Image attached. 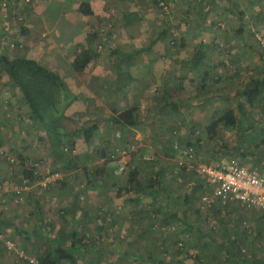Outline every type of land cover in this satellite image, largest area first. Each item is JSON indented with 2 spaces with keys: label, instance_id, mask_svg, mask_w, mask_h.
<instances>
[{
  "label": "rangeland",
  "instance_id": "obj_1",
  "mask_svg": "<svg viewBox=\"0 0 264 264\" xmlns=\"http://www.w3.org/2000/svg\"><path fill=\"white\" fill-rule=\"evenodd\" d=\"M57 1L61 2L60 7L65 8L62 14L64 17L75 10L77 2L82 0H12V3H8L6 10L10 17H4L5 20L0 23L8 35L3 36L5 39L0 44V50L10 56L24 55L47 65L60 76L65 86L77 89L75 93L68 89L66 97L62 99L65 100L63 106L59 105V115L70 119L64 125L66 132L74 131L75 144L73 148L67 144L63 150H59L54 160L56 166L49 164L47 167L48 160L42 154L46 147L39 140L44 133L40 122L32 117L29 110L26 111L20 92L0 75V147L16 159L15 168L20 169L23 159L29 158L40 160L44 171L61 169L63 159L74 156L75 164L83 174L84 168L96 171L102 163L109 173L105 182L99 184L107 187V191L100 194L102 200L111 197L117 199V187L120 182L124 183L127 173H113L115 163L109 159V153L116 146L133 141L138 145L135 152L138 163L142 162L145 155L156 160L158 168L165 167L164 179L171 193L168 196L163 194L160 200L161 203L165 201L170 204L167 212L171 213L170 222L167 218L165 221L163 218L162 221H156L153 231L158 229V233L155 232L160 237L158 239L170 234L171 239L165 245L163 243V246L168 247V255L165 257L169 263L244 264V261H239L226 250L232 245V236L227 232L236 228V225H240L241 232L243 229L248 234L244 235L241 248L248 252L254 249L262 256L264 211L231 208L232 212L227 218L221 215L222 219H226L225 225H222L212 212L201 211L197 205L199 197L211 188L206 183V177L199 174L196 168L201 162L215 164L222 160H235L247 167L244 162L251 165L252 161H243L242 152L258 143L259 137H264V87L261 99L252 105L240 94L251 76L261 78L264 74V58L259 54L264 48L261 43L264 35L260 30L264 27V0H87L94 9L93 13L83 15L77 26L89 23L87 32L97 36L94 40L86 36L79 44L75 43L72 55L69 54L70 38L66 37L65 32H62L65 36L60 33L59 38L54 35L62 26L57 27V12L60 9ZM35 6L41 10L47 8L44 13L47 27L42 23L40 26L43 27L36 34L37 39L31 40L24 37L21 27L28 23ZM130 11L137 12L139 18L126 22L125 13ZM60 23L63 24L62 21ZM238 28L241 32H238ZM201 53L204 56L196 62ZM136 65L139 68H134ZM205 71L208 75L204 77ZM81 88H148L149 91L143 95L144 101L139 102L135 97L133 102L139 108L141 122L137 130L140 136L128 139L122 133L123 139H115L113 135L118 136L120 132L110 118L113 109H98L89 102L85 103V91ZM134 92L133 89L132 94ZM211 94L214 95L212 100L203 99ZM166 98L178 102L175 114L164 105ZM69 101L70 106H65ZM239 105H242L245 114L240 112ZM225 108L233 109L241 117V124L238 123V118L235 126L218 127L214 133H210L207 125L211 122V117ZM244 120L252 126L251 133L255 138L248 139L249 136L243 132ZM92 124H97L99 129L88 142H84L75 129ZM187 142L198 144L195 159H182L185 166L192 167L193 171H181L178 168V153L170 151V146L175 143L180 147ZM256 151L260 164L251 169L264 174V143ZM101 152L106 156H102ZM133 164L135 162L131 161V165ZM149 165H139L140 175H145L146 170H152ZM69 175H72V179ZM61 176V180L70 187L45 191L36 186V183L33 190L22 193L16 201L13 186L18 180L11 174L5 158L0 155V207L7 213L15 212L18 218L28 206L31 208L33 201L51 194L56 193L62 199L73 193L86 196V192H93L85 184V180L77 179L64 171ZM100 177L102 176L93 178L97 179L95 185L100 182ZM61 180L55 184L59 185ZM53 186L54 184H50V188ZM191 189L194 193L189 200L190 208L188 213L182 214L185 203L183 196ZM79 190L84 192L81 194ZM99 190L96 189L97 196ZM171 207H175V211ZM116 209L120 210L118 207ZM176 211L185 217L186 226L178 219ZM138 212L139 209L136 213ZM261 213L262 229L261 233L258 232L260 235L256 236L254 232L257 230H253L257 229L256 218ZM237 217L240 218L239 221ZM136 225L140 226L137 222ZM199 230L202 231L201 235ZM179 238L184 243H174L173 240ZM8 239L11 240V237ZM33 242H36V238L30 239V246ZM17 246L26 255L37 256L20 243ZM177 251H182V257L178 256ZM155 256L160 258L162 254L156 252ZM13 261H16L14 255L7 253L5 264Z\"/></svg>",
  "mask_w": 264,
  "mask_h": 264
},
{
  "label": "trees",
  "instance_id": "obj_2",
  "mask_svg": "<svg viewBox=\"0 0 264 264\" xmlns=\"http://www.w3.org/2000/svg\"><path fill=\"white\" fill-rule=\"evenodd\" d=\"M2 1H4V5ZM161 1L167 2L166 0ZM8 3H12V0H1V6L5 9ZM78 10L84 15H91L93 13L91 5L87 0H82L80 2ZM138 18L139 15L137 12L130 11L125 13L126 22H131ZM60 21L63 22V20H59L58 22ZM82 25L84 29H86V23H83ZM23 28L24 27H22V32L25 33L26 30H23ZM79 31H81L82 34L83 31L86 33L87 29L83 30L82 28H80ZM239 31L241 32L240 28H238V32ZM85 33H83L84 36ZM1 35H8V32L1 28ZM86 36H89L90 40H94L97 34H91L87 32ZM4 39L5 38L2 37V40ZM113 51L114 53L116 52V50ZM259 54L264 58V48L261 49V52ZM203 56L204 54L201 53L197 57L196 62H198L199 58ZM134 68H139V66L136 65ZM0 72H3L7 75L9 84L15 87L20 92L23 102L28 107L30 113L32 114V117L40 122L41 127L44 130L43 140L45 141L46 145L54 151V154L56 155L59 150H63L67 144H70L73 148L75 144L73 134L74 131L72 133H69L68 131L66 132V125H64L65 121L70 119L66 118L65 116L63 117L59 115V105L61 104L62 99H64V97H66L67 95V90L65 88H68L67 86H65V83L62 81L60 76L47 65L41 64L32 58H27L24 55L10 56L3 50H0ZM263 87L264 76L261 78H256L253 75L244 84L240 94H243L246 98V102L252 105L256 100L261 99ZM211 96L212 95H208L203 98L209 99V97ZM262 101L264 102V98H262ZM70 102L71 101L67 102L65 106H68ZM164 105L170 108V110L174 114L178 109V102L176 100L166 98L164 100ZM239 109H241V113L245 114L244 109H242V105H239ZM238 117L239 116L234 112L233 109L225 108L222 111L215 113V115L211 117V122L209 123V125H207V129L210 133H214L218 127H233L238 122ZM111 121L112 124L116 125L136 127L141 122L139 108L133 105L124 109H113V116L111 117ZM243 122H245V120ZM97 129L98 125L92 124L88 126H81L79 128H76L75 130L78 131L84 142H88L89 139L93 137V133ZM243 132L249 136L248 139H253L256 137L251 133L252 126L247 124V122L244 123ZM258 139V143H256L249 150H244L241 154L243 161L251 159L252 164H247V168L249 169H251L253 166L259 167L260 164V158H258L256 150L257 148H259L261 143H264V137H259ZM130 143H133V141H130L125 145L116 146L115 148L125 147ZM189 145H192L197 151L198 144L194 142H187L185 145H182L180 147ZM115 148H113L112 151H114ZM170 151L173 153L176 152V150L173 148V145L170 146ZM101 155L106 156L104 152H101ZM19 157L21 156L19 155ZM136 157L137 155L134 152L131 157L132 161H134ZM63 161L64 162L61 169L53 168L48 169L47 171L42 170L40 173H35L33 168H27L24 167L23 164H21L20 169L14 167L12 170H10V172L18 180L15 183L21 184L23 182H26L30 186L28 191H31L33 190V185L42 180L46 173L57 171L61 174V172L64 171L65 173L67 171L68 165L69 167H71V169L77 167V164H75L74 156H68L67 158L63 159ZM141 163H138L137 161L138 167L133 164V168H129L125 172L127 174L124 173V183L123 185L118 186L116 190V194L118 195V197L124 198L125 200H131V202L133 201L134 204L139 207V212L135 213L134 215H144L147 213L149 217V220L143 221L144 224H141L142 220H136L137 224L139 223L140 226L136 225V222H133V220H131V224H134L130 229V233H127L128 237L126 236V234L122 236V232H118L117 234L119 235H117L114 229L111 230L112 232L109 230L106 236L104 234H102V236H100L99 234V236H95L93 234L98 233V231L93 232L94 230L90 229L89 226H85L83 222L75 223L72 220L71 216L61 214V212H65V210H57V214L59 216L58 226L53 230L48 229L49 233H54H52L51 235H41L40 228L33 230V237H36L35 235H37L38 239L43 242V246H40L38 244L35 245L34 243L30 246L29 242L33 237L28 235V232L26 230L17 229L15 227L16 222H11L6 218L4 219V217H0V234L2 236L0 237V264H5V262H7V253L13 254L16 258V261H13L10 264H30L28 260L20 258L13 250H9L4 246L5 244L3 240L8 239V237H11V240L15 243L16 246L20 243L22 247H24L27 251L30 250L33 253L35 252L37 255L36 258L39 260L40 264H169L167 261L165 262V259H159L158 262H155V260L152 258V251L150 252L148 250L150 248L149 242L160 238L155 235V232H157L158 229L156 231H153L154 228H156V221H162V218L165 221L167 215L166 209L167 207L170 209V204L164 205L160 200V197L163 194L168 196L171 193L170 188L167 186L164 179L165 167L163 166V168H158V163L153 158L149 160L143 158ZM143 164L147 166L151 164L149 166H151L152 170H146L145 175H140L141 168H139V165ZM178 168H180L181 171L194 170L192 167L185 165H178ZM101 169H106L105 164H99L96 171H87L86 168L83 169V174L85 176L84 180L87 186L92 184L91 180H93V178L97 176L98 171H100ZM73 176L77 177L75 172L73 173ZM69 178L72 179V175H69ZM56 183H59V180ZM61 183L66 185L65 181H62ZM93 185L94 184H92V186ZM36 186L41 189L43 188L45 191L50 189V184L45 187H42L39 184H36ZM188 191L189 192L185 194L187 198L185 197L183 201L185 203L183 205L182 214L188 213V208H190V206H188L189 200L193 195L192 193H194L192 192V189ZM82 192L84 191L79 190V193L82 194ZM36 201L37 200H35V202ZM142 201H144V204L142 203ZM235 207L239 210H245L238 203L228 202L225 205H220V207L219 205H216L210 208L208 211L212 212V214L216 216L218 221L220 220V223L222 225H225V218H227L228 214L232 212L231 208ZM173 208L171 207V210L175 211V207ZM0 209L4 211L2 207ZM250 210L264 211V209ZM177 213L178 211H176V216L178 217V219L181 220L182 223L186 226L185 217ZM222 214L226 216L223 219L221 218ZM262 214L263 213H261L259 217L256 218L257 225L255 226L257 229L253 228V231L257 230L254 232L256 236L260 235L259 233H261L262 228L260 227L261 220L263 219ZM116 215V211L115 213L113 212L108 225L109 229L111 225H115L112 220ZM142 217L145 218L146 216ZM68 218L71 219L73 223L69 224ZM151 218L152 220H150ZM133 219L135 220V217ZM239 220L240 218L237 217V221ZM51 226L52 223L48 222L47 227L49 228ZM242 227L244 228V226ZM239 228L240 225H236V228H231L230 230L232 234V245L231 247L229 246L226 249L228 251V254L235 255L236 258L239 259V261H244L245 264H264V256L260 257L254 249H251V252H248L247 250L241 248L243 245V237L244 235L248 234L244 233L243 229H241V232ZM258 228H260L259 231ZM150 231L153 232L149 233ZM199 231L200 233H202L201 230ZM168 239H170L169 236L165 235V237H163V239L161 240L167 241ZM161 240L158 239L157 241L161 242ZM173 241L174 243L176 242V244L184 243L181 238H179V240L175 239ZM147 242L148 244H146ZM123 243H127V247L123 248ZM141 245L143 247L145 246L144 250H141ZM177 253L178 256L182 257V251H177Z\"/></svg>",
  "mask_w": 264,
  "mask_h": 264
},
{
  "label": "crops",
  "instance_id": "obj_3",
  "mask_svg": "<svg viewBox=\"0 0 264 264\" xmlns=\"http://www.w3.org/2000/svg\"><path fill=\"white\" fill-rule=\"evenodd\" d=\"M78 2H80V1H78ZM78 2H77V6H78V4H80ZM41 3L44 4L43 1ZM60 4H61V2L57 1V5L59 7H60ZM35 5H36V3H35ZM37 5H38V3H37ZM44 6H47V5L45 4ZM77 6H76L75 10H72V12L69 15H65L64 17L62 16V14L64 13L63 11L65 9L63 6H61L57 12V18H58L57 27L59 28L60 25H62V26H61V30L56 34L54 33V35L57 38H59L60 33L65 32L64 34H66V37L68 36L70 38V40L68 41V43H69L68 45H71V46H69V49H70L69 54L70 55H72V53L75 52V49L73 48L74 44L75 43L79 44L80 40L83 41L86 39L87 32L85 33L83 31V33H85V36H84L83 33L81 34V31H79L80 28H83V30H86L87 26H89V23L86 24V26H85L86 29H84L83 25L77 26L80 23V20L84 15V14L79 12ZM39 8L35 6L34 9H32V12H34V14L30 18L28 23L27 24L24 23L22 26V27H24L23 30H26V32L23 33L24 37H28L31 40L37 39L36 34H37L38 30L41 27H43V26H40L42 23L47 27V21H46V18L44 16L45 10H41V8L40 9ZM6 9L1 6V0H0V20H1L0 23L3 20H5L4 17H6L7 19H9V17H10V14L7 13ZM92 10H94V9H92ZM28 12L32 13L30 10H28ZM58 13H59V15H58ZM59 20H63V24L58 22ZM22 27H21V31H22ZM1 28H3V27L0 26V44L3 41L2 40L3 35H1ZM260 30L262 31V33L264 35V27ZM51 31H52V29H51ZM81 35H82V37L80 38L79 36H81ZM62 36H65V35L62 34ZM31 44H32V42H30V45ZM59 44H61V43H59ZM244 62L247 64L246 61H244ZM0 75L3 76V79L6 78V82H8V77L5 73L0 72ZM203 75L205 77L206 75H208V72L207 71L203 72ZM263 76H264V74H263ZM65 89L66 90L71 89L74 91V93L77 91L76 88H65ZM81 89L85 91V97H84L85 103L89 102L92 105V107H94V108H98V109L102 108V109H110V110H112V109H124V108L130 107V106H133V105L136 106V104H134L133 102L136 99H138L139 102L144 101L145 97L143 95L149 91L148 88H81ZM81 89H79V90H81ZM133 89L135 92L132 94ZM152 91L154 92V90H152ZM211 95L212 96L209 97L210 100H212V98H213V94H211ZM135 97H136V99H135ZM131 98H133V99L131 100ZM206 99H208V98H206ZM63 102L64 101H62L60 105H62ZM1 103H3V102H1ZM119 103L121 105H119ZM69 106H70V104L67 107H69ZM141 107L143 108V103L141 104ZM86 108H88V107H86ZM89 108H91V107H89ZM142 108H140V109H142ZM25 109H26V111L29 110L28 107L26 106V104H25ZM112 116H113V113L111 114V117ZM238 118H240L239 123H241V117L239 116ZM113 125L115 126L116 124H113ZM117 126L119 127L118 130L120 133L118 134V136L113 135V137L115 139H123L124 136L122 135V133H124V135H126V137L128 139H130L132 137L135 138V137L140 136V134L137 130V126L136 127H128V126H122V125H117ZM98 129H99V127H98ZM43 135L44 134H42L39 137V140H41L45 144V147H46L45 148L46 151L42 153L44 155L45 160H48V162H47L48 165L46 163L45 164L47 167L49 166V164H51V165L55 164V165H52L53 167H55L56 163L54 162V160L56 158H55L54 151L49 146L46 145L45 141L43 140V137H44ZM134 162H135V166L138 165L137 164V157L134 159ZM244 163L248 164L247 162H244ZM62 164H63V162H62ZM62 164H60V165H62ZM160 164H161V162H160ZM165 164L167 165V163H165ZM241 165H243V164H241ZM136 167H138V166H136ZM74 172L77 175V179L84 180V176L79 171L78 166L71 169V167H69V165H68V169L66 171V174H73ZM100 175H102V177H100V179H99L100 182H97L98 185H95V181L97 179L91 180V182L93 181L94 185L93 186L89 185L88 188L89 189L92 188L93 192H86L85 193V194H87L86 196H84V195L78 196V194L73 193L72 195H70V197H64L61 199V197H59L58 195H56V193H54V194H51L49 197L40 198L36 202L33 201V203H31V208H29V206H28L27 209H25L23 211L24 214H22V215L20 214L18 218L15 215V212L7 213L6 211H2V209H0V217L1 218L4 217V219L6 218L8 221H11V222H16L15 227L17 229L26 230L28 232V235L33 237L34 235H32V231L37 229V228H40L41 235H45V234L51 235L52 233H54V232L49 233L48 229L53 230L55 227L58 226V217L59 216L57 214V210H61V211L65 210V212H61V214L71 216L72 220L75 223L83 222L85 224V226H87V227L89 226L90 229L94 230L93 232L98 231V233H94L93 235L97 236L99 234L100 236H102V234H104L106 236L107 232H109V226H108L109 221L111 220L113 212L115 213V211H116L117 215L114 216L113 220H112L115 225L110 226V231L114 229L116 234L118 232H120V233L122 232V234H121L122 236H124L126 234V236L128 237L127 233H130V231H131L130 229H131L132 225L134 224V223L131 224L130 221L133 220V222H137L136 220H139V219L142 221H147V218H149L148 214L146 213L144 215H140V214L134 215L136 213V211H138V206H136L133 201L131 202V200H125L124 198H120V197H118L117 199L111 197V198H107V199L102 200V197L100 194H102V191L106 192L107 187L103 186L105 188V189H103V187H101L99 184H102V181L105 182V179L109 176V173L106 169H103V170L101 169L100 171H98L96 178H99ZM61 184H59V185L54 184V186L51 187L50 189L58 190L59 188H62V187L63 188L64 187H66V188L70 187L67 184L66 185H64V184L61 185ZM120 185H123V184L119 183L118 186H120ZM96 189H100L98 196H97ZM185 197L186 196L184 195L183 200ZM27 200H29V199H27ZM142 203L144 204V201H142ZM163 204L164 205L166 204L165 201L163 202ZM102 205H105V206L102 207ZM166 205H168V204H166ZM117 207L120 210H117L116 209ZM165 209H166V207H165ZM166 212H169L168 207L166 209ZM14 215H15V217H14ZM167 215H166V218L170 222V213ZM142 216H146V217L143 218ZM134 217H135V220L133 219ZM73 221H71V219H69V224L73 223ZM48 222L52 223V226L49 228L47 227ZM65 228H67V227H65ZM199 234L201 235L202 233L199 232ZM227 234H230L232 236L231 232H227ZM117 235H119V234H117ZM35 236L36 237H33V238H36L37 243L36 242H33V243L35 245L38 244L40 246H43V242L38 239L37 235H35ZM168 236L171 239L170 234ZM170 239H168L167 241H165V240L162 241L160 239L161 242L155 241V240H154L155 242L154 241L149 242L150 248L148 250L150 252L152 251L151 252L153 254L152 258L155 260V262H158L159 259L161 260V258H164L165 262L167 261L169 263V261L165 257L168 255V253H167L168 247L163 246V243L165 245ZM156 243H158V245H156ZM146 244H148V242ZM126 245H128V244L123 243L122 247L123 248L127 247ZM134 247H135V245H134ZM144 247L141 245V250H144ZM156 252L161 253L162 256L160 258L155 256ZM263 256H264V254L260 257H263ZM169 264H171V263H169Z\"/></svg>",
  "mask_w": 264,
  "mask_h": 264
},
{
  "label": "built area",
  "instance_id": "obj_4",
  "mask_svg": "<svg viewBox=\"0 0 264 264\" xmlns=\"http://www.w3.org/2000/svg\"><path fill=\"white\" fill-rule=\"evenodd\" d=\"M261 43L264 46V40H261ZM137 148L138 145L133 142L125 147H117L109 154V159L115 163L114 174H122L130 167L133 168L131 157L137 151ZM173 148L180 157L179 165H185V161L182 159L192 160L196 157V150L192 145L179 147L175 143ZM0 155L5 158L9 169L12 170L17 163L16 159L1 149V147ZM144 159L149 160L152 157L144 156ZM23 165L27 168H33L35 173L42 171V162L40 160L25 158L23 159ZM196 171L206 177V183L211 188L209 192L207 191L200 196L198 206L201 211H208L216 205H225L228 202L238 203L246 210L264 209V174L259 171L249 169L235 160H222L216 164L201 162L198 164ZM61 178L62 176L59 172H49L37 184L45 187L49 184H55ZM29 188L30 186L26 182L15 183L13 190L17 196L16 201ZM0 237H2L1 234ZM3 241L4 246L9 250H13L20 258L28 260L30 264H40L36 257L26 255L12 240L6 239Z\"/></svg>",
  "mask_w": 264,
  "mask_h": 264
}]
</instances>
